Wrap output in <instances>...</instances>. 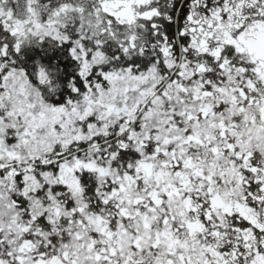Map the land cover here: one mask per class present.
<instances>
[{"label":"snow or ice","instance_id":"snow-or-ice-1","mask_svg":"<svg viewBox=\"0 0 264 264\" xmlns=\"http://www.w3.org/2000/svg\"><path fill=\"white\" fill-rule=\"evenodd\" d=\"M0 264H264V0H0Z\"/></svg>","mask_w":264,"mask_h":264}]
</instances>
